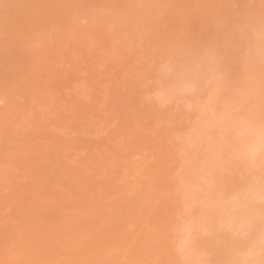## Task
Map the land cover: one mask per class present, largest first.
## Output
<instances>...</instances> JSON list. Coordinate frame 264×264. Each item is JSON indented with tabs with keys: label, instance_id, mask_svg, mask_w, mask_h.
<instances>
[{
	"label": "rangeland",
	"instance_id": "rangeland-1",
	"mask_svg": "<svg viewBox=\"0 0 264 264\" xmlns=\"http://www.w3.org/2000/svg\"><path fill=\"white\" fill-rule=\"evenodd\" d=\"M263 139L262 0H0V264H264Z\"/></svg>",
	"mask_w": 264,
	"mask_h": 264
},
{
	"label": "bare ground",
	"instance_id": "bare-ground-1",
	"mask_svg": "<svg viewBox=\"0 0 264 264\" xmlns=\"http://www.w3.org/2000/svg\"><path fill=\"white\" fill-rule=\"evenodd\" d=\"M257 135H258V134H257ZM259 135H260V134H259ZM259 135H258V136H259ZM262 138H263V137H262ZM263 140H264V139H263ZM257 143H258V142H257ZM259 146H260V145H259Z\"/></svg>",
	"mask_w": 264,
	"mask_h": 264
},
{
	"label": "snow or ice",
	"instance_id": "snow-or-ice-1",
	"mask_svg": "<svg viewBox=\"0 0 264 264\" xmlns=\"http://www.w3.org/2000/svg\"><path fill=\"white\" fill-rule=\"evenodd\" d=\"M262 2H264V0H262Z\"/></svg>",
	"mask_w": 264,
	"mask_h": 264
}]
</instances>
